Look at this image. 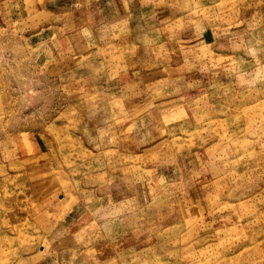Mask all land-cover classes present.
Listing matches in <instances>:
<instances>
[{"label": "rangeland", "instance_id": "374dc122", "mask_svg": "<svg viewBox=\"0 0 264 264\" xmlns=\"http://www.w3.org/2000/svg\"><path fill=\"white\" fill-rule=\"evenodd\" d=\"M99 1L1 4L0 264H264V0Z\"/></svg>", "mask_w": 264, "mask_h": 264}, {"label": "crops", "instance_id": "0c3cea01", "mask_svg": "<svg viewBox=\"0 0 264 264\" xmlns=\"http://www.w3.org/2000/svg\"><path fill=\"white\" fill-rule=\"evenodd\" d=\"M8 0H2L0 2V8L3 9V7H1V4L7 2ZM103 1V0H102ZM100 2V5H106L105 2ZM41 2L43 3L42 5H50L54 8H58L60 10H64L67 12H71V9L73 8V6H77L80 3V0H35L34 5L32 7L31 11H28V14L30 15V17L35 16L37 14V6L41 5ZM81 2L85 3V6L88 7V17L91 21L95 22V0H81ZM37 4V6H36ZM98 4V2H97ZM70 9V10H69ZM55 10V9H53ZM18 12H20V10H18ZM7 18H4L3 16L0 15V23H3V20H6ZM13 20V18H12ZM47 28V25H46ZM34 36H36L34 38ZM33 37V38H32ZM29 41L31 44L33 45H37L40 43V41H42V39L38 36V33H29V37H28Z\"/></svg>", "mask_w": 264, "mask_h": 264}]
</instances>
